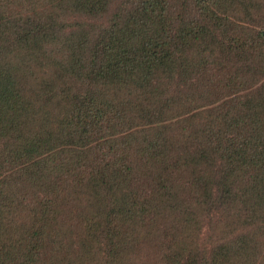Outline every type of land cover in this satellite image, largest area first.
<instances>
[{
  "label": "trees",
  "instance_id": "16d2710c",
  "mask_svg": "<svg viewBox=\"0 0 264 264\" xmlns=\"http://www.w3.org/2000/svg\"><path fill=\"white\" fill-rule=\"evenodd\" d=\"M0 264H264V0H0Z\"/></svg>",
  "mask_w": 264,
  "mask_h": 264
}]
</instances>
